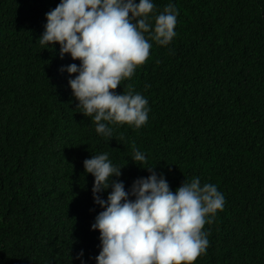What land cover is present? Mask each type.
Listing matches in <instances>:
<instances>
[{"label":"trees","instance_id":"trees-1","mask_svg":"<svg viewBox=\"0 0 264 264\" xmlns=\"http://www.w3.org/2000/svg\"><path fill=\"white\" fill-rule=\"evenodd\" d=\"M60 2L0 0V264H81V250L97 264L91 226L103 209L84 161L102 153L123 167L114 179L126 190L149 166L173 191L196 177L217 185L226 203L195 264H264V0H171L176 37L150 41L147 61L115 90L144 95L148 122L110 124L111 138L77 109L62 69L80 61L38 42ZM169 2L154 0L150 15Z\"/></svg>","mask_w":264,"mask_h":264},{"label":"clouds","instance_id":"clouds-1","mask_svg":"<svg viewBox=\"0 0 264 264\" xmlns=\"http://www.w3.org/2000/svg\"><path fill=\"white\" fill-rule=\"evenodd\" d=\"M155 8L154 0H61L46 14L38 42L52 48L59 43L61 58L70 54L80 61L62 71L73 76L69 85L77 109L92 118L101 136H113L110 124L139 129L148 122L144 95L131 85L123 94L115 90L147 61L150 41L167 46L177 35L175 4L170 0L162 12L150 15ZM131 158L142 167L147 161L135 148ZM84 167L95 178L94 201L103 209L91 226L101 233L97 264H195L206 254L210 233L205 225L226 203L217 185L196 177L173 191L165 176L149 166L144 168L150 175L126 190L122 180L114 179L122 176L123 167L114 165L108 153L85 159ZM76 259L87 264L83 250Z\"/></svg>","mask_w":264,"mask_h":264}]
</instances>
